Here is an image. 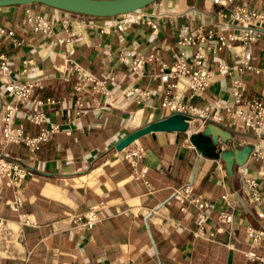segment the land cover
I'll list each match as a JSON object with an SVG mask.
<instances>
[{
    "label": "crops",
    "instance_id": "1",
    "mask_svg": "<svg viewBox=\"0 0 264 264\" xmlns=\"http://www.w3.org/2000/svg\"><path fill=\"white\" fill-rule=\"evenodd\" d=\"M234 1L264 9V0ZM26 8L50 21V37L32 32L25 20ZM216 9L211 0H157L141 10L160 21L161 31L155 36L146 26L134 25L121 33L111 28V18L85 17L40 4L0 8V28L14 31L21 41V46H15L0 38V54L6 55L11 70L8 78L0 73V150L30 173L21 185L23 205L17 213L9 208L14 189L0 178V221L5 224L0 230V264H24L25 260L32 264H258L246 258L248 251L264 258V244L252 249L246 236V228L258 227V222L250 213L252 206L242 185L227 175L220 160L199 155L187 134L156 133L140 138L126 148H143L134 166L124 160L123 152L114 149L119 138L170 114L161 107L169 88L157 77L159 63L146 65L143 77L137 79L126 72L127 65L119 61L118 53L154 54L171 65L176 40L194 27L211 25ZM163 14L168 19L159 18ZM63 21L76 32L73 59L98 79H114L108 85L112 97L88 95L86 110L78 118L73 116L72 92L78 77L63 80L65 46L57 43ZM192 51L188 49L186 56ZM217 61L228 65L238 62L230 50L210 58L212 80L204 99L179 94L183 102L197 106L231 102L230 79L216 72ZM259 63L256 65L264 68ZM11 80L38 83L33 98L57 102L45 107L29 102L23 107L33 113L45 112L50 124L61 126V131L41 144L34 155L22 144L1 143L3 107L11 100L4 87ZM244 81L246 98H260L263 80L250 73ZM127 86L150 90V99L137 105L122 94ZM178 88L183 90V81ZM15 125L29 137L48 126H34L20 117ZM196 129L192 124L189 131ZM236 140L243 146L264 148V139L256 140L247 131L235 132ZM144 170V178L136 179ZM244 171L258 183L264 203V161L251 158ZM189 184L192 197L208 205L202 233L197 232V208L186 202L185 211H181L172 198L175 191ZM235 191L246 203L232 207V199L223 200ZM97 205H101L97 224L85 230L76 227L72 219ZM221 212L232 215V222L221 221ZM23 220L33 224L25 225Z\"/></svg>",
    "mask_w": 264,
    "mask_h": 264
},
{
    "label": "built area",
    "instance_id": "2",
    "mask_svg": "<svg viewBox=\"0 0 264 264\" xmlns=\"http://www.w3.org/2000/svg\"><path fill=\"white\" fill-rule=\"evenodd\" d=\"M211 4L217 8L214 22L209 26L194 27L189 32L181 35L174 44L176 52L171 55L173 60L171 65L154 54H150L147 57L133 56L128 50L120 51L118 59L121 63L127 65L126 72L134 75L137 79L143 77L146 65L153 61L159 63L160 67L157 77L162 83L167 84L169 88L164 93L161 107L168 110L170 114L179 113L187 116L190 126L196 124L197 129L187 133L188 138L191 133L201 132L206 125L214 124L231 132L232 137L237 131H247L252 133L256 140L264 139V87L260 98L249 99L245 96L244 81V77L251 73L259 76L264 82V68L252 64V46H258L259 50L264 53V9H255L246 4L235 3L234 0H211ZM159 18L168 19V16L163 14L159 15ZM25 20L33 33L46 37H50L53 34V27L50 21L44 16L35 13L31 8L25 9ZM134 25L149 27L152 35L155 36L161 31L160 21L142 13L141 10L111 18V28L121 33ZM61 35L57 39V43L65 46L66 58L63 80L70 82L72 76L78 77V82L72 87V92L75 95L73 116L78 118L86 110L85 97L88 95L96 93L104 97H112L113 94L109 90L108 85L114 79L109 76L104 79H98L73 59L76 32L68 21L62 22ZM0 38L13 43L15 46H21V41L12 30L0 28ZM188 49L193 51L187 57ZM224 50L232 51L233 57L238 60L236 65H228L218 61L216 63V72L230 79L229 94L231 102L223 106H217L213 102H206L198 106L183 102L179 94L189 93L190 98L204 99V92L209 88L212 80V69L210 68L209 59H216L219 53ZM0 73L4 78H8L11 75L8 60L4 53L0 54ZM181 81H183L184 88L180 92L178 85ZM38 86V83L9 81L5 85L4 90L10 95L11 100L4 104L1 118L2 145L22 144L32 155L38 151L41 144L48 142L53 134L61 131L59 124L49 123L45 112L33 113L23 109L29 102L38 107L57 104L55 100L50 98H33L34 89ZM170 89H174L175 92L171 93ZM122 94L127 99L133 98L137 105L148 101L151 97L150 90L136 86L125 87L122 90ZM19 117L34 126L42 124H47L48 126L40 130L35 137L25 136L22 128L15 125ZM227 143H234L237 148L243 146V143L239 140L228 141ZM222 145L225 144H220L219 147L223 149ZM253 146L254 149L249 159L254 158L255 161H264V149ZM142 153L143 148L136 146L132 149H125L123 158L131 166H134L136 161L142 156ZM244 166L236 167L233 177L240 182L245 190L247 201L252 206L250 213L258 222V227L248 226L246 228L248 242L252 249H255L258 245L264 244V203L258 189V183L253 178L245 176ZM145 173L146 171L144 170L136 176V179H143ZM29 174L28 169L22 163L7 159L2 150H0V178H5L7 186L14 189L13 200L9 203V208L12 212L17 213L23 205L21 185ZM146 185L149 186L147 182ZM192 192L193 187L189 184L175 191L172 198L179 203L181 211H185L184 204L186 202L193 204L197 208V232L202 233L208 220L205 213L208 205L201 202L198 197H192ZM222 198L227 202L232 199L230 204L232 207L241 202L246 203L240 198L237 191ZM100 206L90 207L83 215L75 216L72 222L76 227L83 230L93 228L98 222L97 211ZM219 219L227 224L233 220L232 215L225 212L219 214ZM23 224L32 225L33 223L29 220H23ZM4 228V221L1 220L0 230ZM220 230L218 229V231ZM245 256L251 262L264 264V258L258 256L254 251L246 252ZM24 264L32 263L29 260H25Z\"/></svg>",
    "mask_w": 264,
    "mask_h": 264
},
{
    "label": "water",
    "instance_id": "3",
    "mask_svg": "<svg viewBox=\"0 0 264 264\" xmlns=\"http://www.w3.org/2000/svg\"><path fill=\"white\" fill-rule=\"evenodd\" d=\"M157 0H0V8L40 4L59 11L92 18H115L142 10ZM189 118L183 114L172 113L169 116L149 123L128 135L119 138L114 149L123 152L134 142L147 135L156 133L187 134ZM234 142L231 132L224 128L208 124L198 133H191L189 142L202 157L220 160L228 176H234V168L244 166L254 146L245 145L237 148L222 149L220 144ZM217 147H219L217 149Z\"/></svg>",
    "mask_w": 264,
    "mask_h": 264
},
{
    "label": "rangeland",
    "instance_id": "4",
    "mask_svg": "<svg viewBox=\"0 0 264 264\" xmlns=\"http://www.w3.org/2000/svg\"><path fill=\"white\" fill-rule=\"evenodd\" d=\"M252 64L258 66L256 64H260L262 62L264 64V53H261L258 46H252ZM263 68V67H261Z\"/></svg>",
    "mask_w": 264,
    "mask_h": 264
},
{
    "label": "bare ground",
    "instance_id": "5",
    "mask_svg": "<svg viewBox=\"0 0 264 264\" xmlns=\"http://www.w3.org/2000/svg\"><path fill=\"white\" fill-rule=\"evenodd\" d=\"M264 149V148H263Z\"/></svg>",
    "mask_w": 264,
    "mask_h": 264
}]
</instances>
